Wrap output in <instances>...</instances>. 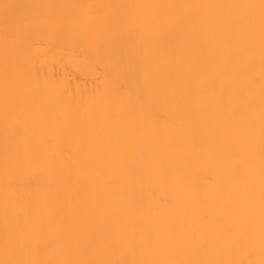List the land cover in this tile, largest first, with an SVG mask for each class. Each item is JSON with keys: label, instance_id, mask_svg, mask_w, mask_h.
I'll return each mask as SVG.
<instances>
[{"label": "bare ground", "instance_id": "6f19581e", "mask_svg": "<svg viewBox=\"0 0 264 264\" xmlns=\"http://www.w3.org/2000/svg\"><path fill=\"white\" fill-rule=\"evenodd\" d=\"M0 264H264V0H0Z\"/></svg>", "mask_w": 264, "mask_h": 264}]
</instances>
